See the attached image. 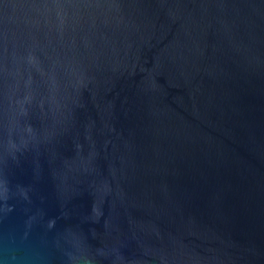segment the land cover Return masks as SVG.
Returning <instances> with one entry per match:
<instances>
[{"label":"water","instance_id":"1","mask_svg":"<svg viewBox=\"0 0 264 264\" xmlns=\"http://www.w3.org/2000/svg\"><path fill=\"white\" fill-rule=\"evenodd\" d=\"M0 264H264V0H0Z\"/></svg>","mask_w":264,"mask_h":264}]
</instances>
